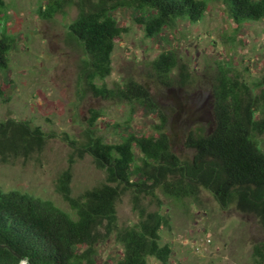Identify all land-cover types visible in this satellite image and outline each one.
Instances as JSON below:
<instances>
[{
  "label": "trees",
  "instance_id": "1",
  "mask_svg": "<svg viewBox=\"0 0 264 264\" xmlns=\"http://www.w3.org/2000/svg\"><path fill=\"white\" fill-rule=\"evenodd\" d=\"M40 1L36 14L43 21H51L58 14L67 18V9L76 8L67 37L83 54L76 77L79 97L90 93L94 98L149 110L156 106L144 86L132 80L115 88L105 83L112 73L115 41L127 32L114 16L117 10H130L146 38H155L180 21L200 22L210 1L222 3L237 26L264 19V0ZM4 6L5 0H0V20ZM15 41L6 31L0 33V74L8 68ZM150 65L164 83L178 67L172 52L160 54ZM211 95L212 127L189 131L185 138V147L193 151L190 160L173 152L164 118L155 126L154 134L144 135L132 128L129 117L123 126L114 124L120 129L118 141L107 142L97 129L102 114L91 111L81 141L70 140L73 152L55 185L70 212L50 200L0 189V264H110L98 260L97 247L111 237L123 248L122 256L112 264H148L149 258L168 264L172 248L161 243V232L170 228L169 218L143 205L149 196L160 208L154 187L170 199L194 203L206 190L217 202L254 215L264 228V153L258 148V138L264 135V76L249 83L228 66H221L214 76ZM5 98L0 82V99ZM45 143L39 126L0 121L1 163L29 159L40 153ZM84 154L105 173V179L73 196L72 167L75 156L82 158ZM130 190L132 210L139 219L120 227L116 207ZM251 258L253 264H264V244L253 246Z\"/></svg>",
  "mask_w": 264,
  "mask_h": 264
},
{
  "label": "rangeland",
  "instance_id": "2",
  "mask_svg": "<svg viewBox=\"0 0 264 264\" xmlns=\"http://www.w3.org/2000/svg\"><path fill=\"white\" fill-rule=\"evenodd\" d=\"M40 5V0H5L1 10L0 33L4 30L16 41L9 52L8 68L0 74L6 95L0 99V121L39 126L46 143L40 153L29 159L0 162V189L50 200L66 212L70 209L55 185L73 152L70 140L81 141L91 111L102 114L97 129L107 142L118 141L116 133L120 129H115L114 124L123 126L129 117L132 128L144 135L154 134L155 126L164 118L173 152L190 160L193 151L184 144L187 134L213 125L211 85L217 70L228 66L249 83L264 76V19L237 26L228 18L222 3L210 1L200 22L180 21L161 35L146 38L130 10H117L114 16L127 32L115 41L112 73L105 83L115 88L132 80L149 91L156 108L98 99L90 93L80 98L76 77L83 54L67 37V26L76 16V8L67 9V18L58 14L51 21H43L36 14ZM166 52L175 55L178 67L164 83L150 64ZM258 140V148L264 153V135ZM104 179L105 173L95 168L88 154L75 156L73 196ZM131 190L116 207L120 227L133 225L139 219L132 210ZM153 190L160 208L150 202L149 196H141H146L143 205L149 211L159 210L169 218L170 228L161 232V243L172 248L168 264H253V246L264 244V228L254 215L217 202L206 190L201 191L197 203L175 201L157 187ZM97 252L100 262L112 264L122 256L123 248L111 237L98 245ZM148 264L160 263L149 258Z\"/></svg>",
  "mask_w": 264,
  "mask_h": 264
}]
</instances>
